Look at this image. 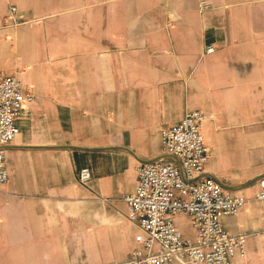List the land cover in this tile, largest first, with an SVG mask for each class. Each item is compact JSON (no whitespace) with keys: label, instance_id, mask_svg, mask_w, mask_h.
Returning a JSON list of instances; mask_svg holds the SVG:
<instances>
[{"label":"crops","instance_id":"obj_1","mask_svg":"<svg viewBox=\"0 0 264 264\" xmlns=\"http://www.w3.org/2000/svg\"><path fill=\"white\" fill-rule=\"evenodd\" d=\"M12 5L24 17L13 26ZM2 74L35 98L6 152L0 264L129 258L141 228L124 197L141 164L174 160L162 128L194 110L206 116L204 175L247 198L222 223L249 234L241 264H264V0H0ZM173 217L197 238L188 215Z\"/></svg>","mask_w":264,"mask_h":264},{"label":"built area","instance_id":"obj_2","mask_svg":"<svg viewBox=\"0 0 264 264\" xmlns=\"http://www.w3.org/2000/svg\"><path fill=\"white\" fill-rule=\"evenodd\" d=\"M210 2L201 1L199 9L208 10ZM24 17L17 6H10L8 25H18ZM5 23V24H6ZM216 47L209 44L206 53ZM33 90L16 74L0 75V195L9 180L7 148L18 135V121L27 103L34 101ZM206 116L189 111L178 122L162 128L165 153L174 160H154L138 167V182L124 197L128 216L139 225V244L132 255L116 264H241L246 256L247 233H231L222 217L236 215L247 198L225 191L214 177L204 175L210 159L202 125ZM90 167L78 170V179L87 183ZM257 199L264 200V176L259 179ZM186 214L197 231L191 240L175 225L174 215Z\"/></svg>","mask_w":264,"mask_h":264}]
</instances>
